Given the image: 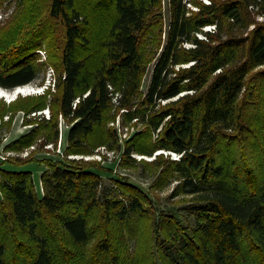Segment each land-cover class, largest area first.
Segmentation results:
<instances>
[{
  "label": "trees",
  "instance_id": "16d2710c",
  "mask_svg": "<svg viewBox=\"0 0 264 264\" xmlns=\"http://www.w3.org/2000/svg\"><path fill=\"white\" fill-rule=\"evenodd\" d=\"M161 2L16 0L0 87L38 80L46 41L56 90L49 103V90L0 100L2 116L52 113L8 148L56 143L60 115L67 154L118 150L119 166L153 179L149 192L123 177L110 187L99 163L46 159L39 194L29 170L0 166V264H264V22L251 9L264 15V0H168L165 29ZM118 115L137 129L123 143ZM160 149L178 158L134 157ZM174 181L192 225L154 205Z\"/></svg>",
  "mask_w": 264,
  "mask_h": 264
},
{
  "label": "rangeland",
  "instance_id": "374dc122",
  "mask_svg": "<svg viewBox=\"0 0 264 264\" xmlns=\"http://www.w3.org/2000/svg\"><path fill=\"white\" fill-rule=\"evenodd\" d=\"M161 12L163 16L164 29L167 28L169 22V7L168 0H161ZM203 3H209L211 0H198ZM197 3V0H196ZM195 2L191 4L188 3V6L192 9H197L198 5ZM16 7V0H4L2 4H0V27L5 25L8 20L11 18ZM253 11L254 18L258 22H264V15L256 14L255 9L251 8ZM253 26V25H251ZM213 28L212 26H207L205 29ZM163 39L165 34H163ZM46 42V41H45ZM43 42V47L36 49L33 53L38 54V61L45 62V67L41 72L40 77L35 82L29 84V86L35 88L39 87V91H35L31 94H43L47 90L49 93L46 96V100L49 103L51 100V94L55 93L56 87V71L50 65L47 56V48L46 44ZM151 65L148 67L146 75L142 82V90L146 91L150 82L151 77ZM28 86V85H26ZM2 88V87H0ZM15 89V88H14ZM13 89V90H14ZM8 90V89H6ZM10 90L9 92H11ZM38 92V93H37ZM17 94L18 95H21ZM30 95V94H28ZM23 96V95H22ZM8 97H0L1 101H4L6 105L11 102ZM52 113L49 107H46L43 110L30 112L27 116L23 111H16L14 113L9 112L4 116L0 115V166L2 168H15V169H24L29 170L32 173L34 184L36 190L39 194L43 193V186L41 182V174L48 167L47 163L44 162L46 159H50L53 161L62 160L64 158L70 159H83L89 162L99 163L105 170L98 171L95 167H92L95 171L103 175V179L105 184L110 187L113 186V178L123 177L129 179L131 182L136 185L142 187L144 191L149 192L150 184L152 182L153 177L147 175L146 172H142V169L137 167H121L119 166V162L121 160V152L118 150H109L104 146H101L92 154H71L66 153L67 147V134L68 129L70 127V123L66 121L62 116L59 115V123H58V131L59 135L56 143H46L42 136L38 137L33 145L28 147H24L21 150H16L12 148H8V146L14 142L16 139H19L21 136L27 134L32 128L36 126V123H39L42 119H49ZM11 116V118H10ZM24 117H28L29 119H33L31 123H24ZM3 121V123H2ZM36 121V122H34ZM33 122V123H32ZM110 125H114L118 129L119 137L121 142L123 143L126 139H129L133 133L137 130L133 126L122 127L121 118L118 115L114 122H111ZM163 153L165 156H170L172 158H177L175 155L170 154L162 149L154 151L151 155H140L134 154V157L137 160L144 159L147 161L152 160L157 154ZM22 159L19 161L21 164L16 165V160ZM14 163V164H13ZM144 173V174H143ZM112 178V179H111ZM176 185V182H172L160 189H153V196L155 199L154 205H156L157 209L162 211L170 210L180 213L185 224H190L189 222L193 221V217L190 216L186 209H184V205L188 204V197L185 196H171L172 191ZM151 191V192H152ZM186 215L189 220H186ZM133 244V242H131Z\"/></svg>",
  "mask_w": 264,
  "mask_h": 264
},
{
  "label": "bare ground",
  "instance_id": "6f19581e",
  "mask_svg": "<svg viewBox=\"0 0 264 264\" xmlns=\"http://www.w3.org/2000/svg\"><path fill=\"white\" fill-rule=\"evenodd\" d=\"M9 91L10 90L0 88V97H8L10 98L9 100L12 101L17 97V94L22 93L21 95H28L37 90H35V88H32L30 86H20L19 88L16 87L14 90L12 89L11 92Z\"/></svg>",
  "mask_w": 264,
  "mask_h": 264
},
{
  "label": "built area",
  "instance_id": "2783aa9c",
  "mask_svg": "<svg viewBox=\"0 0 264 264\" xmlns=\"http://www.w3.org/2000/svg\"><path fill=\"white\" fill-rule=\"evenodd\" d=\"M28 86H29V84H27ZM23 86H26V85H23ZM20 86H18L17 88H19ZM32 87V86H31ZM33 88V87H32ZM39 89V87L37 88V90ZM38 92H40L39 90H38ZM37 92V93H38ZM173 155H175V157H177L178 158V156L175 154V153H173Z\"/></svg>",
  "mask_w": 264,
  "mask_h": 264
}]
</instances>
